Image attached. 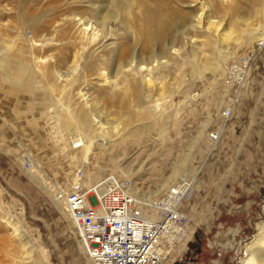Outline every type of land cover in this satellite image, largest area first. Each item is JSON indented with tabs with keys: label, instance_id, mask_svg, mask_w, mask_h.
<instances>
[{
	"label": "rangeland",
	"instance_id": "1",
	"mask_svg": "<svg viewBox=\"0 0 264 264\" xmlns=\"http://www.w3.org/2000/svg\"><path fill=\"white\" fill-rule=\"evenodd\" d=\"M141 1L146 9L137 22L138 27L142 25L140 33L135 34L127 29L128 18L119 10L127 0H0V5L8 10L0 14L1 62L21 59L27 63L25 66L32 62L23 44L26 29L29 35L30 32L35 36L38 32L48 35L35 55L45 57L54 71L69 74L73 54L82 52L83 44L88 48L73 84L61 86L55 82L56 76L49 77V82L52 81L49 84L56 88L54 95L47 86L48 79L37 78L32 72L24 86H14L5 81L0 67V264H18L23 251L8 221L24 231L27 238L24 243L34 247L33 258L39 264H88L73 225L58 212L46 189L51 185L67 186L75 171L82 168L89 184L112 175L129 180L140 197L149 195L162 187L181 164H186L190 146L194 137L201 135L200 131L212 134L204 141L201 139L200 145L198 141L196 148L201 147L195 160L187 162L170 187L193 178L202 183V192L194 194L183 209L194 231L187 223L185 240L174 255L173 264H243L238 249L244 248L255 235L264 206V49L244 85L248 90L245 103L238 108L239 82L234 61L237 54L242 57L251 48L237 51L233 30L241 27L236 21L237 9L230 12L228 37L211 36L212 44L204 46L205 33L198 20L206 12L208 0ZM238 2L242 7L240 15L247 14L248 22L252 19L251 22L260 23L264 18L261 14L264 0ZM214 9L217 13L214 21L225 25L219 14H224V10L219 3H215ZM255 10L260 14L256 18ZM165 12L170 17L172 13L177 15L157 32L162 22L167 23ZM205 17L206 13L203 24L207 23ZM79 21L100 30L101 37L112 45L110 52L103 55L107 73L116 71L119 57L130 61L128 64L132 65L126 67L127 85L134 89V97L118 91L113 98L106 87L96 86L102 59L92 50L100 46V41L77 39L81 30ZM147 27L153 29L149 38ZM143 62L160 65L152 75L140 71L137 78L133 77ZM218 62L228 69L216 66ZM209 63L210 69H203ZM81 90L89 91V106L99 119L126 127L130 133L126 142L110 150L95 147V155L86 164L85 145L80 140L73 145L60 144L58 135L67 129L58 121L47 119L45 114L48 109L66 105L73 107L76 114L84 115ZM155 110L158 113L154 114ZM228 111L231 117L226 115ZM85 125L88 129L83 124L82 131H94L89 128L91 125ZM137 131L138 135L134 133ZM220 131L222 135H216ZM72 150L78 151L76 157L69 153ZM40 177L47 180L43 183ZM249 185L259 188L250 197ZM165 197V193H160L154 199ZM235 229L241 232L234 250ZM187 231L193 233L189 239Z\"/></svg>",
	"mask_w": 264,
	"mask_h": 264
},
{
	"label": "bare ground",
	"instance_id": "2",
	"mask_svg": "<svg viewBox=\"0 0 264 264\" xmlns=\"http://www.w3.org/2000/svg\"><path fill=\"white\" fill-rule=\"evenodd\" d=\"M258 1H260V0H257V2ZM208 2H209V3H207L208 7H205L206 5L205 6L203 5V7L206 8L205 19H206L207 23L203 24V20H204L203 16L205 15V13L202 14L199 17L200 20H198L199 28L203 27L202 31L205 33L204 39L206 41L203 42V45L209 46L210 44H212L211 41H209V37H211V36H213L215 38H221V37L227 38L228 37L227 33L230 32L231 25L228 24L227 22H228V19L230 17V12L234 8H236L237 9L236 21H238V23H240V25H241V27H235L233 29L235 34H236L235 40L238 43L237 44L238 45L237 51H240V50L243 51V50H246L247 48H251V51L248 52L249 54L246 53V54L242 55V57H240V55L238 56V54H237V58H235L236 61H234V62H236L234 65L236 68V80L239 82L237 84L238 90H237V94H236L237 95L236 96V100H237L236 103H237L238 108H242L243 104L245 103V93H246V91H248L244 85H246V83L251 78V76H252L251 74H252V70H253V64H255L256 60L260 56V53L264 49V24L262 23V22H264V20H263L264 18L262 16H260L263 19L260 21V23L259 22L257 23V21L251 22L252 19L250 17L251 20L249 19L250 22H248L249 17H247V14H246L247 19H245L246 18L245 15H243V16L240 15V13L242 12V7L240 6L238 0H208ZM216 2L219 3L221 8L224 10V14H221V13H219V14L223 16V21H225V23H226V24L224 23L225 25H222L221 21L215 22L213 19L214 17H216L215 15L217 14L215 12V9H214V5ZM145 9H146V7L142 3L141 0H127V4L123 7H121V9H119L120 12L121 13L123 12L125 14V16L128 18L127 19L128 24L125 23V25H127V29L133 31L135 34L140 33V29L142 28V25L138 27L137 22H138L140 13H142ZM5 12H8V10L3 8L0 5V14H4ZM259 12H260V10H259ZM261 14L264 15V10L261 11ZM175 15H177V14L172 13V17H174ZM254 15L256 18L257 15H260V14H258V12L256 11ZM163 17L168 19L167 23L162 22L160 24L159 28L157 29V32L162 31L161 29L164 28L163 24L168 25L169 24L168 21L172 18L166 12L164 13ZM83 22H80V21L77 22L78 26L81 27V30L78 33L79 36L77 39H80L81 41H83L85 39L86 40L92 39V42H95V43L98 40L100 41L99 42L100 46H97V48L93 47V50H92L93 54H95L96 56H100L102 59L100 64H99V67H98V77L96 78L97 79V83H96L97 85L96 86L99 88L100 87L101 88L106 87V90H108L107 93H110L113 98L115 97L116 92H118V91H121V93H123V95H126L128 93L131 95L132 92L134 91V89L131 86L127 85L129 75L127 74L126 67L129 65H132V64H128L130 61L119 59L120 58L119 57L118 61H117V67L118 68L116 69V71H114V73L113 72L107 73L105 71V68H104L105 59H104L103 55H104V53L110 52L111 48H109V47H111L112 45L106 43L107 40L105 39L106 40L105 41L103 39V37H101L102 34L100 33V30L98 31L97 28H95L93 26H87L86 22L85 23H83ZM73 25H74V23H73ZM70 28H71V31L73 33V28L72 27H70ZM145 30H146V32L148 34V38H149L152 34L153 29H152V27H147V29H145ZM74 34H76V32ZM47 38H48V35H45L44 33H39V32H38L37 36L33 35L32 32H30V35H29L28 30L26 29V34L23 35V44L25 45V48H28L26 50H28V52L30 53L32 62H30L28 64V66H25L27 63L25 64L24 63L25 61L22 62L21 59H13L12 62L10 60L5 61V62H1V59H0V67H1V70L3 72V76L6 75L5 76L6 82H9L11 85H14V86H16V85L17 86H24V84L26 83V77L29 76L30 73L33 72V74H35L37 76V78L42 79V77H43V79H46V80L48 79L46 81L47 86L49 87V89L51 90L53 95H54L56 88L54 89L53 84H49L52 82V81L49 82V77H52L53 75L56 76L55 82L58 84H61V86H62V84H65V86L67 84H73V80L76 78V71H79V68L81 65L80 63L82 61L83 55L86 54L88 48L85 47V45L83 44L82 52H77V53L73 54L74 59H73L72 65H71L72 67L70 66V68H71L70 73L69 74L68 73H62V72H59L57 69L54 71L53 68H49L47 65V60L44 59L45 57L41 58V57H37L35 55V51H37L38 50L37 48L39 47L38 45L40 43H43L44 41H46ZM75 38H76V36H75ZM0 45H1V41H0ZM20 45L22 47H24L22 44H20ZM93 45H95V44H93ZM40 46H42V45H40ZM196 46H198V45H196ZM117 50H118V52L122 53L120 48ZM23 51L26 53L25 50H23ZM120 53H118V54H120ZM210 60L208 59V61H210ZM219 62H218V64H216V66H221V69H222V67H223V69L225 68L224 70L228 69V68H226V66L223 65L224 64L223 62H221V63H219ZM251 62H252V65L250 66ZM153 64L154 63H150V62H143V64H139L137 69H136L137 74L136 73L133 74V77H136L138 74H140V71H146V73L152 75L153 73H155L158 70V66L160 65V63L157 62V63H155V65H153ZM245 65L248 66V69H246V70L244 68ZM201 67H203V66L201 65ZM46 68H48L47 71H46ZM204 68L210 69V63L205 64L203 69ZM132 70H134V69H132ZM130 72H131V70H130ZM10 74H12V76ZM150 78H152V77L150 76ZM149 80L152 83V79H149ZM42 83H43V81H42ZM43 84H45V83H43ZM9 88H11V87H9ZM36 88L39 90V87H36ZM19 91H21V90H19ZM88 94H89L88 90L87 91H84V90L80 91V97L83 99L81 101V104L80 103L79 104L85 110L84 115H82L81 113L76 114V111L73 107H68L66 105H63L60 107L58 106L59 108L50 107L52 109H50V110L48 109L45 113L47 119L52 120V121L53 120L58 121L60 125L62 124L61 126H63L65 129H67V131H64L62 134L58 135L57 139H58L60 144L64 145L66 143L68 145H71V144L73 145V144H75L76 140H80V142L83 145H85L84 154H83V156H84L83 160H84L85 164H86V162L90 161L92 156L95 155V151H97V148L95 149V147L100 146L102 148H107L108 150H110L112 146L119 145V144L126 142V140L129 137V134H130V133H128V131H126V129H125L126 127L120 128L118 126H113V123L104 122V120L101 117L99 119L94 114L95 111L93 110V108H91V106H89L90 98L88 97L89 96ZM131 96L134 97L135 95L132 94ZM159 109H161V107H159L158 110ZM158 110L153 111V113L154 114L158 113ZM63 115H64V117L60 119L59 117L63 116ZM226 115L230 116L229 111H228V114H226ZM84 122H87L89 124V126L92 123H94L89 127V128L93 127L94 131H82V129H80V127L83 124H84L83 127L88 129V126L85 125L87 123H84ZM200 132H202L201 135L197 136L196 138L194 137L193 143L190 146L191 152L187 156V160H186L185 165H187V162L192 160V158L195 160V158L197 156L196 151H198L197 149L201 147L200 146V147L196 148L198 141H199V145H200L201 139H202L201 141H204L203 139H207L208 135L212 134V133H209V131H200ZM134 133L136 135H138L140 132L137 131ZM214 133H215V131H214ZM198 134H200V133H198ZM216 135L221 136L222 135L221 131L219 133H217ZM216 135H215V137H216ZM203 137H205V138H203ZM209 143L211 144L212 141H210ZM66 150H68V149H66ZM69 153L71 155H73L74 157H76V153H78V151L76 152V150L75 151L72 150V152H69ZM29 156H31V155H29ZM185 165L181 164L177 168V170H175L174 173L168 177L167 182L162 187L158 188L157 190H154L149 195L145 194L144 196L140 197V194L137 192V189L130 182L131 183L130 185L132 186V187H130L132 193L136 197L137 201L142 205L144 212L149 217L156 219L159 216H161L162 208L158 207V206L155 207L154 206V203H156L155 201H161L162 200L165 202H167V201L168 202H174L176 199H181L183 196L188 194L186 199H184V201L182 202V204L180 205V208H179V210L184 214L183 209L185 208V205L186 206L189 205V203L187 201L190 200L191 198H194V194L196 196V193L198 191L202 192V183L198 184V180L194 179V178H193L194 180L192 179L190 181H183V184H181V185L177 184V185H175V187L170 188L171 185L174 184L175 180L179 177V174L184 171ZM30 168L32 171L33 167H30ZM36 175H38V174L36 173ZM32 176H34V175H32ZM38 179L40 181H42L43 183L45 180H47L46 178L43 179L41 177ZM67 182H68L67 186H65V187H62L61 185H58V186L51 185L50 186L51 188H47L46 191L48 192L49 196L51 197L53 203L56 206V209L58 210V212H60L61 214L66 216L67 219L70 220L71 224L73 225V229H74L75 233H77L79 240L81 242L79 232L76 229V227H77L76 215L69 214L65 203L63 201L57 200V194L59 191H68L72 187L73 182H71V181H67ZM246 186H248V185H246ZM64 188L66 190H64ZM256 190H259V188H256L253 185L250 186L247 190V192H248L247 195L249 197L253 196L256 193L255 192ZM160 193H165V195H166L165 199H159V198L154 199ZM199 195H200V193H199ZM187 223H188L187 226L193 232L194 229H192L190 226L191 225V219L189 217L187 218ZM7 225L13 230L14 238L18 239V241L20 242V244L23 248L22 255L20 256L19 259H17V263L18 264H39L37 262V260H35V258H33L34 257L33 255H35L34 254L35 253L34 247L33 246L28 247L24 243L27 240V238H25L26 234L25 235L23 234L24 231H22V229L20 227H17V225H15L12 221H8ZM255 229H256V233L254 236H252V238L248 242V244L244 248L242 246H240L238 249L239 253L243 256V259H242L243 264H264V206H263L262 220L255 225ZM192 232L187 231V238L188 239L192 236V234H193ZM240 232H241L240 229H237V230L235 229V231H232L233 245L235 244V246H233L234 250L236 249L237 245L239 244L238 237L240 236ZM80 246H81V249H83L81 243H80ZM83 253L85 254L84 250H83ZM173 258H174V256H173ZM173 258H171L168 261V264L174 263Z\"/></svg>",
	"mask_w": 264,
	"mask_h": 264
},
{
	"label": "built area",
	"instance_id": "3",
	"mask_svg": "<svg viewBox=\"0 0 264 264\" xmlns=\"http://www.w3.org/2000/svg\"><path fill=\"white\" fill-rule=\"evenodd\" d=\"M68 191H59L77 227L88 264H168L186 237L187 218L179 208L187 195L174 202L155 201L161 216L149 217L131 191L129 180L108 176L86 181L80 168ZM174 192V191H173Z\"/></svg>",
	"mask_w": 264,
	"mask_h": 264
}]
</instances>
